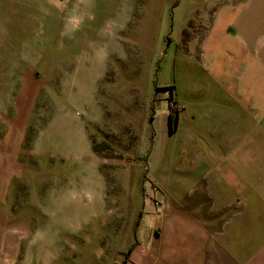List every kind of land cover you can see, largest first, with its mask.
Segmentation results:
<instances>
[{"label":"rangeland","instance_id":"rangeland-1","mask_svg":"<svg viewBox=\"0 0 264 264\" xmlns=\"http://www.w3.org/2000/svg\"><path fill=\"white\" fill-rule=\"evenodd\" d=\"M191 4L29 0L1 12L0 264H71L74 244L105 253L126 232L127 251L133 230L142 246L159 230L160 179L174 181L184 157L168 114L183 112Z\"/></svg>","mask_w":264,"mask_h":264},{"label":"crops","instance_id":"crops-1","mask_svg":"<svg viewBox=\"0 0 264 264\" xmlns=\"http://www.w3.org/2000/svg\"><path fill=\"white\" fill-rule=\"evenodd\" d=\"M26 1L0 0V54L8 42L1 12L23 10ZM191 6V70L177 69L186 78L176 87L183 112L175 140L184 157L174 181L160 179L159 230L148 231L146 246L133 230L125 263L126 232L114 233L105 253L74 244L82 259L66 262L264 264V0Z\"/></svg>","mask_w":264,"mask_h":264},{"label":"trees","instance_id":"trees-1","mask_svg":"<svg viewBox=\"0 0 264 264\" xmlns=\"http://www.w3.org/2000/svg\"><path fill=\"white\" fill-rule=\"evenodd\" d=\"M168 120H169V123H170V131L171 132H174L175 131V128H176V124H177V120H178V117H177V114L175 112H172L170 111L169 114H168ZM134 247V246H133ZM132 248H130L125 254H124V260L123 262L125 263V261L130 257L131 253H132Z\"/></svg>","mask_w":264,"mask_h":264},{"label":"water","instance_id":"water-1","mask_svg":"<svg viewBox=\"0 0 264 264\" xmlns=\"http://www.w3.org/2000/svg\"><path fill=\"white\" fill-rule=\"evenodd\" d=\"M169 126H170V123H169Z\"/></svg>","mask_w":264,"mask_h":264}]
</instances>
